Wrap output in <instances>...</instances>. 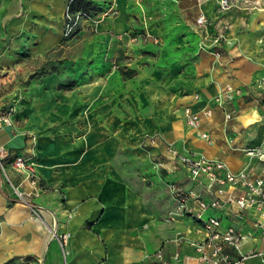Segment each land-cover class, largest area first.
<instances>
[{"label":"crops","instance_id":"crops-1","mask_svg":"<svg viewBox=\"0 0 264 264\" xmlns=\"http://www.w3.org/2000/svg\"><path fill=\"white\" fill-rule=\"evenodd\" d=\"M206 1L198 4L196 0H164V16L170 19L163 31L162 46L176 45L173 49L177 55H168L164 60L168 71L165 78L152 82L153 87L160 88V93L153 96L162 98L159 108L163 107L167 114L160 127L168 139L162 142L159 155L181 171L182 190L196 191L208 199L211 196L188 177L185 168L170 154L168 144L182 154H203L221 160L231 171L244 169L253 176L264 177V158L246 152L254 147L264 153V92L257 86V81L264 78V26L248 21L237 29L220 12L221 19H214L209 29L199 27L195 19L200 11L209 17L204 8ZM67 2L0 0L10 39L22 42L28 34L37 41L38 48L57 42ZM120 26L114 23L112 27L118 31ZM219 29L224 30L230 42L221 41L201 49L200 44L209 45ZM214 52H220V56ZM124 69L133 70L131 76L136 73L134 68ZM226 84L233 89L231 99L222 97ZM186 106L199 116L196 127L185 122ZM180 107L184 124L179 120ZM206 110L210 113L205 114ZM226 111L232 114L228 120L224 116ZM101 129L105 130L104 127L97 130L96 140L87 153L103 160L116 145L103 141ZM202 132L208 138L202 137ZM82 141L88 143V138ZM63 165L56 162L52 167ZM61 169L62 172L39 173L49 182L62 185L66 213L55 206L53 209L57 213L58 233H63L64 254L58 253L56 238L39 221L30 219L20 201L0 184V260L41 254L46 260V246L55 240L49 264H146L154 261L153 256H146L158 249L163 252L164 264H182L172 259L175 251L191 264H198L190 243L202 236L198 222L187 215L166 220L175 201L169 200L164 188L158 192L151 176L145 175L142 181L136 175L137 179L131 183L122 172H102L93 167ZM178 171L169 172L168 177H178ZM204 215L218 216L223 227L233 225L246 235L240 243V251L246 257L239 264H262L264 255L258 252L264 251V220L258 210H241L235 203H227L207 209Z\"/></svg>","mask_w":264,"mask_h":264},{"label":"rangeland","instance_id":"rangeland-1","mask_svg":"<svg viewBox=\"0 0 264 264\" xmlns=\"http://www.w3.org/2000/svg\"><path fill=\"white\" fill-rule=\"evenodd\" d=\"M163 2L90 0L83 10L74 12L66 5L61 36L45 48H38L28 34L22 42L10 39L0 11V116L9 120L0 126V184L20 201L30 219L56 238L59 254H64V240L53 207L66 213L64 192L62 185L49 182L39 172L93 167L122 172L131 183L136 175L142 180L148 174L158 192L167 190L169 200H173L171 185L182 190L181 171L159 155L162 142L168 139L160 127L167 114L159 108L162 98L153 96L160 88L153 87L152 81L168 73L164 60L177 55L176 45L162 46L170 19L164 16ZM204 8L208 23H196L199 27L209 29L214 19H221L220 12L237 29L248 21L264 26V0H233L225 10L218 8L216 0H208ZM114 23L121 24L118 31ZM124 68H134L136 73L129 77ZM182 110L178 115L184 124ZM101 127L105 128L100 130L103 141L116 145L103 160L87 153ZM16 155L30 163L29 175L12 166ZM56 162L64 165L52 167ZM177 171L178 177H168ZM55 242L47 244L46 260L43 254L13 256L0 264H49Z\"/></svg>","mask_w":264,"mask_h":264},{"label":"built area","instance_id":"built-area-1","mask_svg":"<svg viewBox=\"0 0 264 264\" xmlns=\"http://www.w3.org/2000/svg\"><path fill=\"white\" fill-rule=\"evenodd\" d=\"M200 1L196 0L198 4H200ZM232 1L217 0L216 3L219 9L225 10L232 5ZM196 23L201 26L207 25L208 18L203 11H200L197 15ZM221 41L230 42L223 29L216 31L209 45L200 44V48L205 49L212 44H219ZM214 53L216 56H220V52ZM257 86L264 92V78L257 81ZM221 94L222 97L231 99L233 97L232 87L226 84ZM217 99L220 101V96ZM183 112L187 125L196 127L199 122L198 114L188 106L184 108ZM209 113V110L205 111V114ZM224 116L228 120L232 114L226 111ZM4 121L9 122L7 118L0 116V126ZM200 135L208 138L206 132H202ZM168 151L185 168L188 177L201 186L202 190L211 197L206 199L196 191H184L179 188H172L173 186L171 185L175 206L165 216V219L172 220L174 216L187 215L198 222L202 236L198 240L190 241L194 247L198 264H239L246 257L240 251V243L246 235L233 225L223 227L218 216H205L204 213L209 208L215 209L223 204L235 203L241 210L252 208L258 210L262 220H264V177L253 176L248 170L244 169L231 171L223 161L207 158L203 154H182L173 144H168ZM246 152L251 155H257L259 158H264V153L257 148H247ZM11 164L15 169L26 172L28 175L32 171L30 163L23 155H16ZM0 167H2L1 161ZM31 182H34V178L31 179ZM15 192L19 196L22 194L18 190H15ZM29 202L31 201L26 203L29 204ZM258 223H261V221ZM258 254L264 255V251L258 252ZM151 256L154 257V261L146 262V264H164L165 261L161 249L156 250L151 255H147L146 258ZM172 259L181 261L182 264H191L188 260L181 258L178 251L173 252ZM261 263L264 264V258L261 259Z\"/></svg>","mask_w":264,"mask_h":264},{"label":"trees","instance_id":"trees-1","mask_svg":"<svg viewBox=\"0 0 264 264\" xmlns=\"http://www.w3.org/2000/svg\"><path fill=\"white\" fill-rule=\"evenodd\" d=\"M90 0H70L68 3V11L69 12H74V11H78V10H83V7H86L89 4ZM124 74H126L127 76H131L134 71L131 69H126L123 72ZM4 194L6 196H9L8 193L4 192ZM29 204H32V202H29Z\"/></svg>","mask_w":264,"mask_h":264}]
</instances>
